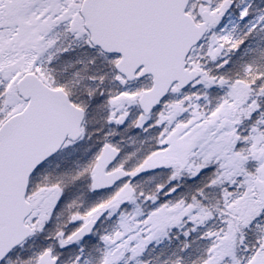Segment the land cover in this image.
<instances>
[{"label":"snow or ice","instance_id":"6c2138e0","mask_svg":"<svg viewBox=\"0 0 264 264\" xmlns=\"http://www.w3.org/2000/svg\"><path fill=\"white\" fill-rule=\"evenodd\" d=\"M0 264H264V0H0Z\"/></svg>","mask_w":264,"mask_h":264}]
</instances>
